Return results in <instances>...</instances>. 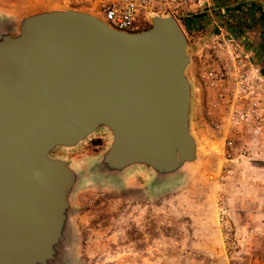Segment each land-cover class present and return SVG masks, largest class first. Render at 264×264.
Listing matches in <instances>:
<instances>
[{"label": "water", "instance_id": "95a60500", "mask_svg": "<svg viewBox=\"0 0 264 264\" xmlns=\"http://www.w3.org/2000/svg\"><path fill=\"white\" fill-rule=\"evenodd\" d=\"M70 6L31 10L0 33V264H45L62 235L75 170L53 157L100 127L112 168L173 171L197 158L188 40L174 15L125 32Z\"/></svg>", "mask_w": 264, "mask_h": 264}, {"label": "rangeland", "instance_id": "374dc122", "mask_svg": "<svg viewBox=\"0 0 264 264\" xmlns=\"http://www.w3.org/2000/svg\"><path fill=\"white\" fill-rule=\"evenodd\" d=\"M71 1L0 0V33H18L31 10L92 11ZM227 1L228 11L216 6L209 21L189 25L175 16L191 58L196 160L168 172L142 163L112 168L104 160L113 142L106 127L77 145L55 147L51 155L67 159L76 177L62 235L45 264H264V126L253 132L237 118L243 102L232 83L229 54L218 49L224 36L219 26L246 25L258 33L264 22L236 14L242 6ZM263 39L251 37L249 45L261 46ZM256 58L264 74L262 57Z\"/></svg>", "mask_w": 264, "mask_h": 264}, {"label": "built area", "instance_id": "2783aa9c", "mask_svg": "<svg viewBox=\"0 0 264 264\" xmlns=\"http://www.w3.org/2000/svg\"><path fill=\"white\" fill-rule=\"evenodd\" d=\"M224 0H72L90 6L110 26L125 32H137L151 22V15L165 11L179 15L187 21L201 15H212L213 9ZM220 7V6H219ZM176 18V17H175ZM223 39L218 49L225 48L231 59L229 72L235 73L239 99L242 103L237 118L260 132L264 126V74L263 64L257 60L255 50L246 40L231 29L219 26ZM257 61V62H256ZM253 123V124H252Z\"/></svg>", "mask_w": 264, "mask_h": 264}, {"label": "crops", "instance_id": "0c3cea01", "mask_svg": "<svg viewBox=\"0 0 264 264\" xmlns=\"http://www.w3.org/2000/svg\"><path fill=\"white\" fill-rule=\"evenodd\" d=\"M234 1V0H232ZM229 1L224 0L221 5L220 9H224V11H228L230 6L227 4ZM236 5H240L238 9H235L236 14L252 16L251 18L253 21L257 24L261 21L264 22V0H235ZM234 5V4H232ZM233 11V7L231 8ZM256 15V16H255ZM244 20V19H243ZM246 25L242 26V30H235L232 28L233 32H236L240 37L244 38L248 44H250L251 37H260V39L264 38V29L261 30L258 33L252 32L251 30H248ZM249 26V25H248ZM264 41V39H263ZM262 43V42H261ZM251 45H249L250 47ZM255 50L256 54H259L262 57V61L264 62V42L261 44V46H255L252 47Z\"/></svg>", "mask_w": 264, "mask_h": 264}, {"label": "flooded vegetation", "instance_id": "af4514ba", "mask_svg": "<svg viewBox=\"0 0 264 264\" xmlns=\"http://www.w3.org/2000/svg\"><path fill=\"white\" fill-rule=\"evenodd\" d=\"M212 16H214V15H211V16L210 15L209 16L208 15H201V16H199V19H202V20H205V21H209ZM232 83L236 85V76H235V73H232Z\"/></svg>", "mask_w": 264, "mask_h": 264}, {"label": "trees", "instance_id": "16d2710c", "mask_svg": "<svg viewBox=\"0 0 264 264\" xmlns=\"http://www.w3.org/2000/svg\"><path fill=\"white\" fill-rule=\"evenodd\" d=\"M190 23H191L190 21H187V24H189V25H190Z\"/></svg>", "mask_w": 264, "mask_h": 264}, {"label": "bare ground", "instance_id": "6f19581e", "mask_svg": "<svg viewBox=\"0 0 264 264\" xmlns=\"http://www.w3.org/2000/svg\"><path fill=\"white\" fill-rule=\"evenodd\" d=\"M95 13H97V12H95ZM95 13H94V14H95Z\"/></svg>", "mask_w": 264, "mask_h": 264}]
</instances>
